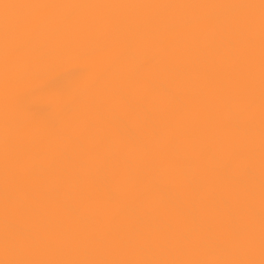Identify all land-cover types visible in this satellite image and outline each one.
<instances>
[{
	"label": "bare ground",
	"instance_id": "obj_1",
	"mask_svg": "<svg viewBox=\"0 0 264 264\" xmlns=\"http://www.w3.org/2000/svg\"><path fill=\"white\" fill-rule=\"evenodd\" d=\"M0 264H264V0H0Z\"/></svg>",
	"mask_w": 264,
	"mask_h": 264
}]
</instances>
